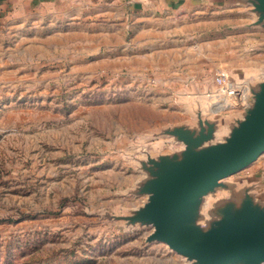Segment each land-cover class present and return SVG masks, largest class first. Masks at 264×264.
Masks as SVG:
<instances>
[{"label": "rangeland", "instance_id": "374dc122", "mask_svg": "<svg viewBox=\"0 0 264 264\" xmlns=\"http://www.w3.org/2000/svg\"><path fill=\"white\" fill-rule=\"evenodd\" d=\"M116 1L0 16V264H191L129 218L149 200L148 161L186 150L179 133L213 129V146L243 119L204 96L220 71L261 93L264 25L253 4L187 25Z\"/></svg>", "mask_w": 264, "mask_h": 264}, {"label": "water", "instance_id": "95a60500", "mask_svg": "<svg viewBox=\"0 0 264 264\" xmlns=\"http://www.w3.org/2000/svg\"><path fill=\"white\" fill-rule=\"evenodd\" d=\"M237 2L253 4L264 25V0ZM204 99L211 111L225 102L241 105L243 119L213 146V129L179 133L186 150L148 161L150 178L140 189L149 200L129 221L152 227L148 243H163L191 264H264V175L228 180L264 154V84L256 96Z\"/></svg>", "mask_w": 264, "mask_h": 264}, {"label": "crops", "instance_id": "0c3cea01", "mask_svg": "<svg viewBox=\"0 0 264 264\" xmlns=\"http://www.w3.org/2000/svg\"><path fill=\"white\" fill-rule=\"evenodd\" d=\"M238 0H117L127 9L133 19L139 18V21L150 22L154 18L163 15L176 14L182 15V23L192 25L200 10L212 7H233L238 5ZM61 0H0V16L6 19L11 11L16 15L25 12H41L43 8L50 4H60ZM70 2V1H69ZM155 15V16H154ZM264 175V173H262ZM252 177L250 173L245 175H234L228 180H237Z\"/></svg>", "mask_w": 264, "mask_h": 264}, {"label": "built area", "instance_id": "2783aa9c", "mask_svg": "<svg viewBox=\"0 0 264 264\" xmlns=\"http://www.w3.org/2000/svg\"><path fill=\"white\" fill-rule=\"evenodd\" d=\"M214 90L205 93V95H213L230 99L237 95L243 96L245 89L243 86L235 85L228 72L220 71L213 79Z\"/></svg>", "mask_w": 264, "mask_h": 264}, {"label": "bare ground", "instance_id": "6f19581e", "mask_svg": "<svg viewBox=\"0 0 264 264\" xmlns=\"http://www.w3.org/2000/svg\"><path fill=\"white\" fill-rule=\"evenodd\" d=\"M246 92V91H245ZM247 93V92H246ZM228 101V100H227Z\"/></svg>", "mask_w": 264, "mask_h": 264}]
</instances>
